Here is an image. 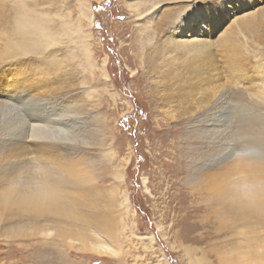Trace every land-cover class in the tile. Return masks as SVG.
<instances>
[{"label": "rangeland", "instance_id": "1", "mask_svg": "<svg viewBox=\"0 0 264 264\" xmlns=\"http://www.w3.org/2000/svg\"><path fill=\"white\" fill-rule=\"evenodd\" d=\"M222 1L0 0V264H264V0L206 52L172 32ZM87 222L116 254L61 235Z\"/></svg>", "mask_w": 264, "mask_h": 264}, {"label": "bare ground", "instance_id": "2", "mask_svg": "<svg viewBox=\"0 0 264 264\" xmlns=\"http://www.w3.org/2000/svg\"><path fill=\"white\" fill-rule=\"evenodd\" d=\"M244 1H245V4H242V2ZM258 1L259 0H223L222 1L223 3L221 2L222 3L221 10L218 12H211V10L209 9L199 8V7H192V8L186 9L182 13L183 15L179 16L177 20L175 21V23L173 24L174 29L172 32H173V36H176V38H174L175 39L174 42L177 43L178 45H181V47L186 48L190 54H197L198 52H204V51L206 52L209 50V47L211 49L210 43H211L212 36L216 34L217 29L215 25L217 23L225 22L226 20L228 22L232 19H233L232 20L233 22H239L241 21V19L246 20L247 18H250V16L252 14L254 15V13H256L257 11L244 13L242 15H238V13L246 11L247 6L257 4ZM247 2L248 4L246 5ZM239 4L240 6H238ZM260 9L261 8H259L258 11ZM235 15H238V16L235 17ZM182 45H184L185 47ZM17 111H18V108L16 105L0 103V114H1L0 123H4L5 125L11 124L12 126L16 124L15 125L16 128H18L17 127L18 125L21 126L22 119L20 118V115ZM34 118H37V117H34ZM24 126H26V124ZM27 127H28V130L26 133L27 138H29L31 141L32 140L51 141V142L61 143V144H66L67 142H70L68 140V136L66 135L67 130L63 129L62 127L50 126V125H46L44 123H38V122L34 124L27 123ZM229 155L231 156L232 155H245L248 157L259 158L263 156V150L260 149L259 147H254L251 145L250 146L243 145L241 147L233 149V151ZM27 157H28V160L32 161V156H27ZM24 180H25L24 183L22 182L18 183L17 181L14 187L10 191H13V192L19 191L24 196H27L25 201H30L32 194H37L39 196L45 195L47 190L46 188H42L44 184H42V186L40 185V187L38 186L36 190V188L32 187L31 178L25 177ZM37 181L38 180L35 179L34 182H37ZM11 183L14 184V182H11ZM17 187H19L18 190H17ZM126 201L128 202V198H126ZM127 202L125 203V207H128ZM96 223L87 222L86 224L80 227H72L71 230L67 232V234L65 232H61V235L63 234L62 236L65 235L66 237L74 236V238L80 237L82 240L90 241L88 243L91 249L94 251L100 252L102 254L103 253L116 254V251L114 249H112L110 246H107L104 243H101L96 237L98 231L96 229H93L94 227H97L95 226ZM98 235H100L99 232H98Z\"/></svg>", "mask_w": 264, "mask_h": 264}]
</instances>
